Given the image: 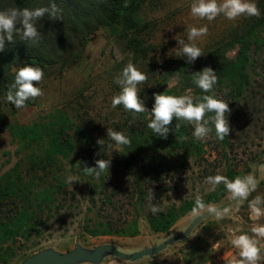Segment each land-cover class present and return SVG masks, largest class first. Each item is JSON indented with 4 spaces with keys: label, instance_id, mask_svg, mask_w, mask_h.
Returning <instances> with one entry per match:
<instances>
[{
    "label": "rangeland",
    "instance_id": "374dc122",
    "mask_svg": "<svg viewBox=\"0 0 264 264\" xmlns=\"http://www.w3.org/2000/svg\"><path fill=\"white\" fill-rule=\"evenodd\" d=\"M194 2L195 0H148L140 13L143 26L139 31L101 29L88 43L77 65L65 72L59 69L53 71V78L40 85L42 95L39 96L36 107L10 116L11 124L26 127L40 125L45 132L54 125L56 127V124L59 129L66 116L74 124L83 127L86 124L92 132L90 141L83 143L77 140L70 155L51 159L47 154L46 144L43 146L40 141L32 146L22 144L0 124V179L12 170L27 172L31 168L47 167L58 176L57 184L65 186L63 198L67 202H62L57 222L52 221L49 229L44 227V236L40 240L33 237L27 246L26 255L33 256L46 249L66 254L75 249L77 241L88 250L112 245L123 253L134 254L184 234L195 218L225 207L235 200L229 193L221 203L182 217L170 232L164 234L152 232L140 210L132 211L133 217L138 216L137 212L143 215L140 217L141 233L138 237H90L84 235L82 230L88 220L96 218V209L91 201L94 174L88 175L83 171L84 168H95L98 159L108 160L111 165L112 162L123 163L128 157L125 148L108 137V128L122 132L129 120L145 116L151 119L154 95L163 94L165 90L171 91L172 96L190 97L195 103L198 96L194 92L193 72L199 70L203 60L209 59L213 65L222 56L234 60L240 49L236 43L239 37L251 34L255 23L264 24V0H251L259 9L258 16L243 15L229 20L220 14L211 21L191 14ZM205 26V35L191 41L188 39L190 28ZM258 29L255 35L264 39V27ZM180 40L200 48L202 54L194 60L178 54L182 48V44L178 42ZM129 62L147 77L144 83L137 85L138 96L146 109L142 113L127 111L122 105L112 107V98L119 94L122 87L116 80L123 79L122 70ZM150 64L157 76L151 82L148 81L150 74L147 70ZM211 134L210 131L202 139L205 144L212 140ZM100 140H103L102 144L98 143ZM109 144L113 146L112 149L107 147ZM205 150L207 157L214 160L215 154L208 145ZM165 156L168 160L159 168L164 169L165 177L160 191L163 206L179 207L186 201L215 191L220 185L213 188V185L200 180L195 159L181 157L173 162L167 153ZM230 158L231 163L237 165L239 170L249 165V174L257 181L256 189L246 200L237 198L229 210L200 223L187 239L172 244L154 258L146 257L137 262H128L109 256L101 264H238L241 259L239 249L233 246L232 240L236 235L244 233L254 236L251 228L264 225V215L253 216L249 207V203L259 196L262 201L259 206L264 210V131L255 135V141L249 147H243ZM220 173L225 176L224 170ZM70 177L73 180L69 183ZM31 180L32 178L28 182ZM35 182L40 184L39 181ZM254 238L260 248L261 258L257 264H264V237ZM35 242L40 245L33 246Z\"/></svg>",
    "mask_w": 264,
    "mask_h": 264
},
{
    "label": "trees",
    "instance_id": "16d2710c",
    "mask_svg": "<svg viewBox=\"0 0 264 264\" xmlns=\"http://www.w3.org/2000/svg\"><path fill=\"white\" fill-rule=\"evenodd\" d=\"M147 2L148 0H0V10L11 7L51 8L55 4L62 18L52 19L45 15L36 21L39 37L35 40H23L18 34L14 35L11 43L5 40L4 47L0 50V124L22 144L32 146L37 141L43 146L46 144L47 154L51 159L70 155L77 140L88 143L92 133L88 126L74 124L67 116L59 129L56 124V127L54 125L47 132L40 125L26 127L11 124L10 116L36 107L39 103L38 96L29 99L23 108L18 109L7 101L8 92L15 91L12 88L14 69L24 65L42 69L43 78L36 84L40 87L44 81L53 78V71L59 69L65 72L77 65L88 43L101 29L139 31L143 26L140 13ZM254 25L251 34L237 40L240 49L234 60L222 56L213 65L211 60L205 59L199 70L193 72H201L206 67H211L215 72L217 81L210 92H203L194 83V92L198 96L196 102L204 95H211L228 103L230 111L225 114L230 129L228 136L219 140L214 126L209 123L207 126L212 129L213 138L205 144L202 139L197 140L193 136L194 126L187 121L174 119L166 126L168 131L163 135L155 134L148 127L151 119L146 116L127 121L121 133L130 143L120 146L125 148L128 157L123 163L112 162L98 177L94 175L91 201L96 209V218L88 220L82 228L84 235L138 237L141 233L140 217L143 215L152 232L168 233L182 217L210 205H217L228 196L229 192L221 183L215 191L186 201L179 207L163 206L160 191L165 177L164 169L159 168L168 160L165 153L172 157L173 162L181 157L195 159L199 167V178L206 184H211L209 176L221 175L220 171L223 170L229 180L249 175V165L239 170L237 165L231 163L230 157L243 147H249L254 143L255 135L264 131V39L255 35L264 24ZM151 67L152 64L147 68L150 82L157 78ZM163 94L171 95L172 92L165 90ZM212 115L214 114L207 113L204 119L209 120ZM206 145L215 154L214 160L207 157ZM107 147L113 148L110 144ZM57 183L58 176L47 167L31 168L27 172L12 170L1 177L0 264H22L30 257L25 252L33 237L40 240L44 236V227L49 229L52 221L57 222L62 202H67L63 198L65 186ZM154 207L158 209L155 213L152 212ZM133 210H140L143 215L137 212L138 216L133 217ZM39 245V242L33 244Z\"/></svg>",
    "mask_w": 264,
    "mask_h": 264
},
{
    "label": "clouds",
    "instance_id": "9594fccd",
    "mask_svg": "<svg viewBox=\"0 0 264 264\" xmlns=\"http://www.w3.org/2000/svg\"><path fill=\"white\" fill-rule=\"evenodd\" d=\"M191 14L201 19L209 21L215 19L218 15L223 14L227 19L234 20L240 16H258L259 9L251 0H195L191 5ZM45 15L52 19H62L59 15V9L55 4L51 8L40 7L35 9L28 8H7L0 10V50L4 47V42H13L14 35H20L23 40H35L39 37V33L35 26L36 21L43 18ZM19 26V27H18ZM207 33V27L196 28L192 27L188 30V39L194 40L197 37ZM182 44V48L178 54L186 55L190 60L202 54L200 48L178 41ZM15 77L12 88L15 91H9L7 101L16 108H23L25 102L29 99H34L42 95L41 89L36 86L42 78L43 71L38 67L24 65L19 69H14ZM123 79H117L116 82L120 85L121 91L112 98V107L122 105L127 111L142 113L146 111L144 104L138 96L137 85L146 81L147 77L139 71L131 62L127 64L121 73ZM193 82L202 89L203 92H210L217 78L215 72L211 68H204L201 72L193 75ZM155 104L151 109V120L148 127L155 134H166L168 131L167 125L171 124L174 119L187 121L194 126L193 136L197 139H203L212 130L207 125L210 123L214 126L216 137L223 140L229 134L228 121L225 114L230 111L228 103L216 99L211 95H204L199 102L194 103L187 96H172L164 94L154 95ZM207 113H213L209 120H205ZM177 129L179 124L176 125ZM108 137L117 145H128L129 139L121 132L113 131L108 128ZM166 139V135H164ZM103 140L98 141L102 144ZM80 163V162H79ZM95 168H84V172L88 175L99 176L102 172L110 167V161L98 159L95 162ZM73 179L69 178V183ZM209 182L215 186L223 183L227 191L233 199L246 200L249 194L256 189L257 181L251 175L245 177H236L234 180H229L222 175L208 177ZM262 203L261 198L257 196L249 203L251 213L255 217L264 215V210L259 206ZM200 207L203 205L197 201ZM158 209L152 208L155 213ZM251 232L255 237H264V225L254 226ZM246 233L236 235L232 240L234 247L239 249L240 260L238 264H257L260 260V248L258 241Z\"/></svg>",
    "mask_w": 264,
    "mask_h": 264
},
{
    "label": "water",
    "instance_id": "95a60500",
    "mask_svg": "<svg viewBox=\"0 0 264 264\" xmlns=\"http://www.w3.org/2000/svg\"><path fill=\"white\" fill-rule=\"evenodd\" d=\"M236 200L225 207L195 218L184 234L170 238L159 246L153 245L150 248H145L143 251L134 254L123 253L112 245H103L94 250H88L83 248L80 242L77 241L75 249L69 253L63 254L53 249H46L30 256L22 264H101L109 256L128 262H137L146 257L154 258L172 244L187 239L200 223L229 210Z\"/></svg>",
    "mask_w": 264,
    "mask_h": 264
}]
</instances>
